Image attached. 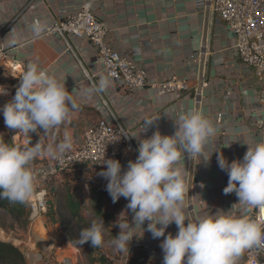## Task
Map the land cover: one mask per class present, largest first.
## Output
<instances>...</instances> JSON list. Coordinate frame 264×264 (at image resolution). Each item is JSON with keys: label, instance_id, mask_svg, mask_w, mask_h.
Listing matches in <instances>:
<instances>
[{"label": "crops", "instance_id": "1", "mask_svg": "<svg viewBox=\"0 0 264 264\" xmlns=\"http://www.w3.org/2000/svg\"><path fill=\"white\" fill-rule=\"evenodd\" d=\"M87 1L93 3L97 16L109 25L110 44L144 67L150 78L178 76L191 80L200 89L201 97L195 99L162 96L154 89L145 88L132 95H122L112 104L119 119L130 127L137 148L139 139L150 138L156 131L161 135H174L179 117L193 111L202 113L212 122L216 134L206 145L204 160H192L186 155L177 165L187 184L183 207L187 218L195 221L221 210L240 215L239 206L223 200L226 172L218 167L217 156L222 154L229 163L242 160L247 151L245 143H262L260 127L264 108L259 103V87L252 69L235 55L233 33L216 13L201 6L202 0H3L0 47L23 66L35 62L47 70L65 87H70L68 92L78 104L67 125L48 132L29 133V142L34 145L33 139H40L46 144L58 143L67 128L72 136V148H76L82 144L86 130L101 118L92 105L93 100L96 101L94 91L85 83L78 63L84 61L91 73L100 71L95 51L82 43L75 45V55L67 54L64 44L46 33L52 17L69 15ZM36 23L43 25L40 37L32 32ZM0 83L10 91L12 99L19 81L13 79L3 65L0 66ZM84 92L87 95H82ZM146 121L152 124L147 126ZM37 157L38 164L52 160ZM129 161H134V156L127 153L120 162L122 171L127 169ZM101 171L104 170L80 168L74 175L65 174L57 179L76 180L80 176V182L91 177L92 172ZM104 182L107 181L103 179ZM119 200L123 204L118 217L125 212L132 224L133 214L126 207L128 201L123 197ZM147 224L146 221L143 227L136 225L134 234L139 238L133 237L129 252H124L123 261L127 262L123 264H162L163 237L153 239ZM177 231L173 223L165 235L175 236ZM28 264L46 263L34 259Z\"/></svg>", "mask_w": 264, "mask_h": 264}, {"label": "clouds", "instance_id": "2", "mask_svg": "<svg viewBox=\"0 0 264 264\" xmlns=\"http://www.w3.org/2000/svg\"><path fill=\"white\" fill-rule=\"evenodd\" d=\"M32 32L40 37L43 25L34 24ZM110 85L111 81L102 76L98 90ZM4 94L5 90L0 91V95ZM77 108V101L65 85L33 62L19 76L14 97L0 112L7 128L27 136L67 125ZM145 123L148 126L152 121ZM176 125L174 135L156 131L150 138L139 139L138 156L128 162L125 171L119 160L104 159L106 170L98 175L107 181L106 191L113 203L121 197L127 200L126 207L133 214L132 224L125 212L120 214L115 224L120 231L111 243L116 251L129 252L133 237H137L136 225L143 227L147 221L152 238L163 237L162 264H239L247 250L264 248V143H245L247 151L242 160L229 163L222 154L217 156L218 167L228 175L223 192L236 194L238 203L233 206H240L241 214L221 210L193 221L183 211L188 190L184 173L177 165L186 155L192 160H204L206 145L216 129L198 111L180 116ZM72 147L71 133L65 128L63 139L43 150L50 158L58 159ZM41 151L39 141L21 148L0 139V199L19 204L29 201L36 183L31 164ZM252 210H256L258 219L249 217L247 213ZM173 223L178 229L176 235H165ZM103 224V220L100 224L93 222L81 229L77 243L90 242L93 248L102 246Z\"/></svg>", "mask_w": 264, "mask_h": 264}, {"label": "built area", "instance_id": "3", "mask_svg": "<svg viewBox=\"0 0 264 264\" xmlns=\"http://www.w3.org/2000/svg\"><path fill=\"white\" fill-rule=\"evenodd\" d=\"M201 6L216 13L231 30L235 38L234 52L239 61L252 69L257 86L258 99L264 108V0H202ZM3 0H0V14L3 12ZM61 41L67 54L75 55V45L87 43L95 51L101 64L100 71L91 73L84 61L79 60V66L85 78V83L94 91L96 101L93 107L100 113L99 122L88 128L79 147L65 152L60 158L45 164L33 160L31 167L36 176L33 196L29 199V231L22 238L16 230L0 229V242L10 243L20 249L28 261L38 260L46 264H75L67 257H62L63 249L70 244L66 235L57 224L56 227L43 225L44 235L35 231L39 220L46 218L49 209L48 189L52 181L65 174H73L82 169H103L104 159H115L121 162L129 153L138 156L137 146L133 141L132 131L116 115L112 104L122 95H132L142 89L156 90L160 95H177L182 97H201L200 89L189 79L170 76L154 80L149 77L146 69L137 65L134 59L114 48L109 37L111 29L94 11L91 1L84 2L75 12L65 16H54L46 31ZM9 71V75L19 81V76L27 66L17 58H10L8 51L0 47V66ZM106 76L111 85L105 90H98L99 80ZM0 87H2L0 83ZM70 87H66L69 91ZM0 108L11 101L10 91L3 87L0 91ZM0 125L9 133L15 132L4 124L0 112ZM262 143H264V117L261 122ZM13 144L21 148L30 147L27 136L14 133ZM228 175L225 174L223 189L227 186ZM223 200L228 204L238 203L236 194L225 195ZM242 212V208L239 206ZM250 218L258 219L256 210L248 213ZM127 262V261H123ZM240 264H264V248L247 250Z\"/></svg>", "mask_w": 264, "mask_h": 264}, {"label": "rangeland", "instance_id": "4", "mask_svg": "<svg viewBox=\"0 0 264 264\" xmlns=\"http://www.w3.org/2000/svg\"><path fill=\"white\" fill-rule=\"evenodd\" d=\"M14 133L7 131L13 146ZM33 140L34 145L38 141L41 145L42 151L39 156H43L46 160H53L43 150L48 144L44 143V140ZM78 177L80 176H77L76 180L68 177L64 180L56 179L52 181L48 189L49 209L46 218L44 221L39 220L37 222L35 231L44 235V224L56 227L60 222L58 210L61 209L64 213L69 214V206L72 202L81 217L76 222H79L83 229L90 227L93 222L100 224L103 220V244L97 248L91 247L90 242L82 248H74L69 244L63 249L61 256L69 258L75 264H123V260H125L123 257L124 253L116 251L111 243L120 231L115 224L118 219V212L122 208V201L112 202L106 191L107 182L103 183L104 178H99L97 173L94 174L92 172L91 177H86L85 180H80V182ZM25 216L24 218L16 219V217H12L0 210V224L4 227L0 226V229L16 230L19 237L24 238L29 231V223L26 225Z\"/></svg>", "mask_w": 264, "mask_h": 264}, {"label": "trees", "instance_id": "5", "mask_svg": "<svg viewBox=\"0 0 264 264\" xmlns=\"http://www.w3.org/2000/svg\"><path fill=\"white\" fill-rule=\"evenodd\" d=\"M0 139L4 142L12 145L10 137L7 131L0 125ZM72 201V200H71ZM28 204L10 203L7 199H0V210L16 217V219L24 218L26 225L29 223V210ZM70 213H64L61 209L58 210L60 216V226L61 229L66 233L69 241L72 243L73 247H85V244L79 245L77 243L79 239V232L83 229L82 225L76 220H80V214L77 211L75 205L71 202L69 206ZM80 218V219H79ZM0 226L3 227L2 224ZM4 228V227H3ZM0 264H27L26 257L24 253L10 243L0 242Z\"/></svg>", "mask_w": 264, "mask_h": 264}]
</instances>
